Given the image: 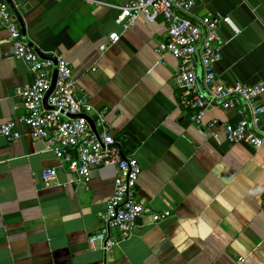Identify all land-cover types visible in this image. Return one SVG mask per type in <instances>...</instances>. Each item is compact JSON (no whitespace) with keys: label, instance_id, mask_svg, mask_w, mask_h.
Here are the masks:
<instances>
[{"label":"crops","instance_id":"obj_1","mask_svg":"<svg viewBox=\"0 0 264 264\" xmlns=\"http://www.w3.org/2000/svg\"><path fill=\"white\" fill-rule=\"evenodd\" d=\"M7 2L26 42L70 63L78 95L108 108L117 141L141 164L139 201L171 216L143 217L109 255L91 250L115 169L72 183L46 143L20 127V140L0 137V264H264V145L228 141L227 124L250 120L244 107L208 109L206 123L218 121L211 129L191 121L195 111L181 106L174 84L178 60L156 53L167 40L165 21L141 19L124 32L116 20L127 0ZM193 13L228 16L239 29L220 27L221 81L264 85V0H197ZM112 33L120 40L105 48ZM32 79L0 24V125L22 116L17 91ZM258 128L264 133V116ZM53 168L58 175L46 183Z\"/></svg>","mask_w":264,"mask_h":264},{"label":"built area","instance_id":"obj_2","mask_svg":"<svg viewBox=\"0 0 264 264\" xmlns=\"http://www.w3.org/2000/svg\"><path fill=\"white\" fill-rule=\"evenodd\" d=\"M197 0H127L120 8L117 24L126 32L144 19L150 24L163 19L167 40L156 48L161 57L171 55L179 62L174 84L180 92V104L185 110L195 111L191 121L208 129L218 121L206 123L208 109L218 107L236 110L244 107L250 120L243 119L225 126L226 137L233 144H248L256 149L264 145V133L258 128L264 116V85L236 83L227 85L218 77L215 65L222 58L221 25L239 29L228 16L220 14L198 17L193 13ZM0 24L9 33L14 46V58L25 63L32 81L17 91L23 114L0 125V137L15 142L23 137L20 127L36 141H44L61 169L74 176L72 183L87 184L95 171L114 168V194L104 211L98 214L102 228L89 236L91 250L109 255L122 242L130 239L143 217L159 223L171 216L170 212L156 213L138 199L142 167L134 155L125 154L117 141L108 116V108L96 109L88 95H78L70 63L59 55L54 61L41 57L24 39L17 17L10 5L0 0ZM120 40L112 33L105 48ZM57 71L54 91L51 90ZM56 168L43 173L46 183L56 179ZM245 260H241L244 262Z\"/></svg>","mask_w":264,"mask_h":264},{"label":"water","instance_id":"obj_3","mask_svg":"<svg viewBox=\"0 0 264 264\" xmlns=\"http://www.w3.org/2000/svg\"><path fill=\"white\" fill-rule=\"evenodd\" d=\"M7 2V0H5ZM8 3V2H7ZM9 4V3H8ZM10 5V4H9ZM11 8L15 11L14 7L11 6ZM20 24H21V27H22V33H23V36H24V39L26 41H28L27 37H26V31H25V25L22 23L21 20H19ZM30 44V43H29ZM31 45V44H30ZM33 46V45H32ZM34 47V46H33ZM34 49L36 50V52L41 56L43 57L44 59H50L52 61H54L55 65L57 66L58 65V60L56 57H54V55H45L44 53H42L39 49H37L36 47H34ZM56 79H57V71H55L54 73V79H53V83H52V87H51V90L49 91L47 97H46V101L45 103L47 102V99L48 97L51 95V93L54 91L55 89V86H56Z\"/></svg>","mask_w":264,"mask_h":264},{"label":"trees","instance_id":"obj_4","mask_svg":"<svg viewBox=\"0 0 264 264\" xmlns=\"http://www.w3.org/2000/svg\"><path fill=\"white\" fill-rule=\"evenodd\" d=\"M131 151V150H130Z\"/></svg>","mask_w":264,"mask_h":264}]
</instances>
